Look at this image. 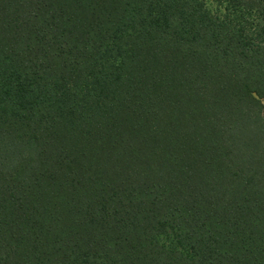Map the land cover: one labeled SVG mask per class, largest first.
<instances>
[{
    "label": "trees",
    "instance_id": "1",
    "mask_svg": "<svg viewBox=\"0 0 264 264\" xmlns=\"http://www.w3.org/2000/svg\"><path fill=\"white\" fill-rule=\"evenodd\" d=\"M0 0V264H264V0Z\"/></svg>",
    "mask_w": 264,
    "mask_h": 264
},
{
    "label": "rangeland",
    "instance_id": "2",
    "mask_svg": "<svg viewBox=\"0 0 264 264\" xmlns=\"http://www.w3.org/2000/svg\"><path fill=\"white\" fill-rule=\"evenodd\" d=\"M207 3L213 11L221 10L222 8L220 5L217 4V2L212 0H208Z\"/></svg>",
    "mask_w": 264,
    "mask_h": 264
}]
</instances>
